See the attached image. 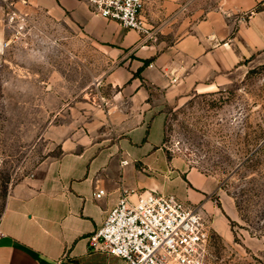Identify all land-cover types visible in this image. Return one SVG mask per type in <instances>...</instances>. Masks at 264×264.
Segmentation results:
<instances>
[{
    "label": "crops",
    "instance_id": "0c3cea01",
    "mask_svg": "<svg viewBox=\"0 0 264 264\" xmlns=\"http://www.w3.org/2000/svg\"><path fill=\"white\" fill-rule=\"evenodd\" d=\"M207 2L185 9L201 11ZM213 2L187 35L169 43L93 16L86 1L53 0L50 12L83 27L85 43L112 69L101 78L98 108L85 127L61 141L60 156L40 176L12 190L0 219V264H126L89 250V237L124 191L210 208L209 179L168 153L163 109L191 90L221 86L264 50V0Z\"/></svg>",
    "mask_w": 264,
    "mask_h": 264
},
{
    "label": "rangeland",
    "instance_id": "374dc122",
    "mask_svg": "<svg viewBox=\"0 0 264 264\" xmlns=\"http://www.w3.org/2000/svg\"><path fill=\"white\" fill-rule=\"evenodd\" d=\"M193 1L144 0L147 28L169 43L187 35L215 5L185 9ZM52 2L0 0V219L12 190L85 127L97 82L112 69L83 27L50 12ZM12 11L23 21L11 23ZM163 110L169 155L210 181L207 264H264V50L221 86L191 90Z\"/></svg>",
    "mask_w": 264,
    "mask_h": 264
},
{
    "label": "built area",
    "instance_id": "2783aa9c",
    "mask_svg": "<svg viewBox=\"0 0 264 264\" xmlns=\"http://www.w3.org/2000/svg\"><path fill=\"white\" fill-rule=\"evenodd\" d=\"M86 2L93 16L153 37L143 16L144 0ZM8 18L14 24L23 21L18 11ZM104 194L101 190L95 197ZM3 236L0 229V241ZM209 243V227L199 206L173 195L124 191L103 226L89 237V250L118 257L126 264H207Z\"/></svg>",
    "mask_w": 264,
    "mask_h": 264
},
{
    "label": "trees",
    "instance_id": "16d2710c",
    "mask_svg": "<svg viewBox=\"0 0 264 264\" xmlns=\"http://www.w3.org/2000/svg\"><path fill=\"white\" fill-rule=\"evenodd\" d=\"M149 63H150L149 61L144 62V66H148ZM139 72H141V70Z\"/></svg>",
    "mask_w": 264,
    "mask_h": 264
}]
</instances>
